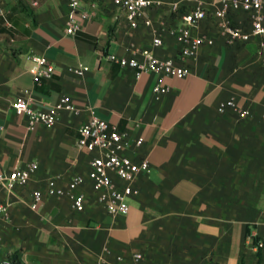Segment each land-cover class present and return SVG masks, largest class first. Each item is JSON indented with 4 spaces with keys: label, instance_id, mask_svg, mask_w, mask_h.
I'll use <instances>...</instances> for the list:
<instances>
[{
    "label": "crops",
    "instance_id": "1",
    "mask_svg": "<svg viewBox=\"0 0 264 264\" xmlns=\"http://www.w3.org/2000/svg\"><path fill=\"white\" fill-rule=\"evenodd\" d=\"M131 27L111 0H83L94 16L81 31L65 34L67 0H0V173L35 163L28 183L0 201L8 219L0 222V260L19 264H264V67L258 39L228 43L216 34L208 16L193 30L213 45L202 46L186 61L190 75L162 78L110 64L104 55L140 60L152 37L163 46L152 49L159 59H176L179 46L167 34L191 10L192 0H162ZM177 4L178 13L169 6ZM207 13L221 0H200ZM94 5V9H91ZM244 31L249 19L232 13ZM30 55L53 66L50 80H32ZM87 67L83 77L68 72ZM156 84L169 91L155 96ZM18 96L46 110L65 97L77 113L62 111L51 129L27 130V121L12 110ZM233 101L239 110L218 113ZM87 108L108 125L127 134L124 155L145 160L150 171L140 176L126 215L111 217L95 201L89 161L95 153L80 151L78 129L88 120ZM142 139L139 147L134 141ZM75 176L83 183L75 193L84 197V211L75 212L66 197L44 196L36 211L29 208L34 191L45 192L57 178L67 188ZM246 226L250 236L245 235ZM257 245H262L260 259ZM139 255V262L133 255ZM117 257L122 261L118 262Z\"/></svg>",
    "mask_w": 264,
    "mask_h": 264
},
{
    "label": "built area",
    "instance_id": "2",
    "mask_svg": "<svg viewBox=\"0 0 264 264\" xmlns=\"http://www.w3.org/2000/svg\"><path fill=\"white\" fill-rule=\"evenodd\" d=\"M68 19L65 25V34L74 36L81 31V23L90 20L94 13L84 10L83 0H67ZM196 5L189 11L180 14V22L177 25L168 26L167 34L179 46L176 59H159L153 55L152 49L163 46L161 39L152 37L150 47L139 51L140 60L125 59L114 54L104 55L105 61L121 68L135 71L136 78L144 74L157 75L162 78H185L190 75V69L186 61L192 59L202 46H212L213 40L206 35H194L193 30L208 16L214 19L216 34L226 37L228 43H246L251 39H258L256 54L264 67V0H221V8L213 13H207L201 7L200 0H192ZM113 7L122 13L131 27H137L143 20V25L150 26V20L144 19V15L155 7L163 5L162 0H111ZM94 9V5H91ZM170 13H178L177 4L169 6ZM232 13H243L249 19V29L244 31L237 27L231 18ZM3 16L0 7V17ZM27 60L32 64L30 74L36 85L44 80H50L54 69L43 56L30 55ZM87 67L76 66L68 69V72L76 77H83ZM169 91L167 86L156 84L152 88L155 96ZM12 110L18 117H24L27 121V130L33 131L37 126L51 129L62 111L77 113V110L65 98L61 97L53 106L46 110H36L31 105V100L25 96H18L12 102ZM227 110L235 111L239 117L249 116L246 110L237 109L233 101L221 103L217 111L224 113ZM88 120L78 129L76 146L80 151L95 153L89 161V178L95 193L96 203L104 209L107 215L117 217L126 215L130 210L129 201L138 191L134 188L136 180L147 175L150 171L149 163L145 160L133 161L124 155L129 148L127 134L117 130L116 126L108 125L101 120L92 108H87ZM1 133V129H0ZM134 146L139 147L142 139L134 141ZM35 163L24 168L15 169L7 173H0V193L4 191L10 195L16 187L25 186L31 176L37 171ZM83 183L81 176L73 177L64 190L57 186V178L52 177L46 182L45 192L34 191L31 194L29 208L36 211L44 196L62 198L66 197L70 207L75 212L84 211V197L76 194V189ZM8 219V206L0 201V222ZM141 257L133 255V261L139 262ZM121 262V257H117ZM0 264H11L9 260H0Z\"/></svg>",
    "mask_w": 264,
    "mask_h": 264
},
{
    "label": "trees",
    "instance_id": "3",
    "mask_svg": "<svg viewBox=\"0 0 264 264\" xmlns=\"http://www.w3.org/2000/svg\"><path fill=\"white\" fill-rule=\"evenodd\" d=\"M251 228H253V226H246V231H245L246 236H250V229ZM257 241H258L257 238H253V244L257 246L256 256L258 259H260V253H261L262 245H257ZM9 261L11 262V264H19V262H17L15 257L9 259ZM210 264H219V263H210Z\"/></svg>",
    "mask_w": 264,
    "mask_h": 264
}]
</instances>
